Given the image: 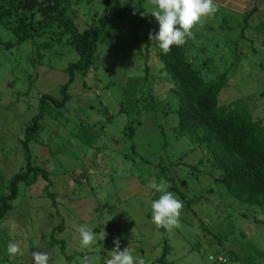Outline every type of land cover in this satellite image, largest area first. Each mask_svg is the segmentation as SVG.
<instances>
[{"label": "rangeland", "instance_id": "1", "mask_svg": "<svg viewBox=\"0 0 264 264\" xmlns=\"http://www.w3.org/2000/svg\"><path fill=\"white\" fill-rule=\"evenodd\" d=\"M64 3L80 30L99 25L104 14L105 0ZM143 5L144 19L139 0H135L132 11L113 18L99 34L95 65L85 76L76 73L66 105L49 103L39 134L29 144L34 163L49 168L59 213L45 192L46 179L39 176L31 185L21 182L19 196L1 220L0 264H34V251L48 252V264H105V247L115 227L123 231L126 247L137 261L164 264L159 259L163 235L151 219V203L160 195L147 187L153 178L157 183L166 181L167 190L183 202L179 227L169 231L172 264H245L231 253L241 256L245 240L264 249V206L231 196L206 146L179 129L173 79L158 56V43L149 39L150 32L159 30L150 13L154 6L150 0ZM260 19L259 13L249 19L218 6L213 16L192 29L185 45L187 59L206 81L225 74L221 104L242 102L255 118L264 121V28ZM58 37L52 31L6 49L2 42L16 38L0 23V190L4 192H8L12 175L26 166L20 139L39 111L42 94L59 97L61 84L68 79V64L81 58L69 35L61 42ZM83 148H91L92 153L81 160L78 154ZM68 156L80 162L72 160V166L64 169L62 160ZM98 175L106 184L133 175L132 202L128 197L121 199L115 184V189L106 191L111 203L103 209L104 215L96 208L90 211L91 194L107 189L106 184L100 186ZM109 217L111 221L105 222ZM62 218L65 228L61 231L55 228ZM81 225L95 234L90 247L80 246ZM53 232L56 239L65 241L71 260L62 243L52 239ZM9 243L19 244L22 254L10 257ZM215 253H226L228 261H209L208 256Z\"/></svg>", "mask_w": 264, "mask_h": 264}, {"label": "trees", "instance_id": "2", "mask_svg": "<svg viewBox=\"0 0 264 264\" xmlns=\"http://www.w3.org/2000/svg\"><path fill=\"white\" fill-rule=\"evenodd\" d=\"M135 0H105L104 14L99 18V25L91 24L80 30L74 20L69 5L64 0H0V23L9 28L15 41H5L6 49L13 48L20 42L43 36L54 31L59 35V42L65 35L71 37V43L81 56L79 61H71L67 66L68 79L61 84L59 97L43 93L40 98L39 111L33 115L26 129L22 143L26 166L12 175L8 192L0 190V224L5 213L12 208V201L19 194V185H28L38 181L39 176L47 180L45 192L58 211L57 194L50 190L53 181L50 172L43 166L34 163L30 141L37 137L42 127V119L49 111V103L55 107H63L71 99L68 89L75 80L77 72L87 75L95 65L97 42L100 33L105 31L116 16L133 10ZM144 0H139V10L144 19ZM249 16L246 15V18ZM144 22V21H143ZM248 25V24H247ZM249 26V25H248ZM149 58V43L146 46ZM158 56L164 69L173 79L172 91L177 98V113L181 132L191 134L197 142L203 143L212 161L220 170V181L228 193L242 202L254 206H264V121L255 118L247 105L242 102L221 104L219 95L225 86V74L206 81L201 73L194 68L186 57V45H173L171 51L164 54L160 49ZM135 149V144H131ZM169 179V177H168ZM170 179H174L170 177ZM176 184L171 187L174 191ZM59 213V211H58ZM65 221L55 229L64 230ZM162 232L163 250L160 261L166 262L170 252L169 231L159 228ZM52 239L62 243V249L68 260L71 255L66 253L65 241ZM110 241H108L109 243ZM242 255L234 254L237 261L255 264L264 261V249L256 243L245 240L240 247ZM226 255V253H223ZM227 257V255H226Z\"/></svg>", "mask_w": 264, "mask_h": 264}, {"label": "clouds", "instance_id": "3", "mask_svg": "<svg viewBox=\"0 0 264 264\" xmlns=\"http://www.w3.org/2000/svg\"><path fill=\"white\" fill-rule=\"evenodd\" d=\"M153 9L150 12L158 21L159 30L149 33V39L158 43L160 50L167 54L173 45L181 46L187 38L192 36V29L201 24L203 19L213 16L218 11L215 0H150ZM149 189L160 193L159 198L151 203V219L156 228H164L171 231L179 227V217L183 208V202L176 195L168 191L170 185L161 180L159 183L153 178L147 185ZM80 234L81 248L90 247L95 241V234L87 226L81 225L78 228ZM115 248L109 251V259L105 264H143L137 261L128 248L119 250V240L114 241ZM7 253L10 257L21 253L20 245L9 243ZM34 264H48L50 254L45 251L32 252ZM215 257L208 256L212 261Z\"/></svg>", "mask_w": 264, "mask_h": 264}, {"label": "crops", "instance_id": "4", "mask_svg": "<svg viewBox=\"0 0 264 264\" xmlns=\"http://www.w3.org/2000/svg\"><path fill=\"white\" fill-rule=\"evenodd\" d=\"M215 3L219 7H222L225 10H227L228 12L234 13V15L235 14L243 15L244 18L247 14L246 12H251V14L248 16L249 19H251L255 13H259V15L261 16L260 25L264 28V0H215ZM144 102L146 103V101H144ZM140 108H143V106H141ZM114 140H115V142L117 141V139H114ZM87 153H89L91 155V153H92L91 148L79 149L78 157L82 160V157H85ZM102 156L103 155L101 154V157ZM72 160H74V161L76 160V161L80 162V160L78 158H74V156H68V157H66V159L62 160V162L65 164L64 169L70 168V166H72L71 165ZM76 164H78V163L76 162ZM43 167L49 171V168L46 164L45 165L43 164ZM60 168H61V165H60ZM100 177L101 176L98 175V180H100V182H99L100 186H102V185L107 183V180L105 178H102V177L100 178ZM121 179H124V180H121L119 182L117 181V183L116 182H108V184H110L111 186L106 184L107 189L100 188L99 193H97L96 195L91 194V196H90L91 199L89 202V204H91L90 211H93V208H96L98 213L101 214V217L104 215L103 209L108 204L111 203V200H110L111 198L106 193V191H108L111 187H113L112 189H115V184H117L116 187H118L119 191L121 192V197H122L121 199H125L126 197H128V201L130 200V202H132V199L134 198V193L131 194V192H129V189H130V185H132V183H135L136 180L133 177V175L129 176V177H122ZM120 182H122L121 185H120ZM51 187H50V190H51ZM139 188H140V185H139ZM51 191L55 192L54 190H51ZM55 193L57 194V198H58V193L57 192H55ZM104 193H106V194H104ZM57 202H58V199H57ZM107 214H109V213H107ZM109 221H111L110 217L107 218V220H105V222H109ZM102 222H104V221H102ZM124 224H126L125 221H124ZM122 234H123V231H122ZM123 237L125 238L126 236L123 235ZM169 237H170V235H169ZM143 243H144V241H143ZM105 249H106V247H105ZM173 252H174V250L170 249V252L167 254L166 259H165L166 264H172V262H173L172 253Z\"/></svg>", "mask_w": 264, "mask_h": 264}, {"label": "built area", "instance_id": "5", "mask_svg": "<svg viewBox=\"0 0 264 264\" xmlns=\"http://www.w3.org/2000/svg\"><path fill=\"white\" fill-rule=\"evenodd\" d=\"M115 240H119V250H123L126 247V240L123 237V235H122V233L118 227H115L109 235V241L110 242L108 243V246H107L106 251L104 253L105 261L110 258V256L108 255L109 251H111L115 248V244H114ZM211 255L215 257V259L213 261L216 263H225L228 261V258L223 253H215V254H211Z\"/></svg>", "mask_w": 264, "mask_h": 264}]
</instances>
